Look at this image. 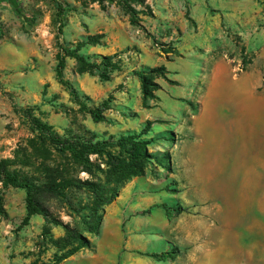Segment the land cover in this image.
<instances>
[{
    "label": "rangeland",
    "instance_id": "obj_1",
    "mask_svg": "<svg viewBox=\"0 0 264 264\" xmlns=\"http://www.w3.org/2000/svg\"><path fill=\"white\" fill-rule=\"evenodd\" d=\"M150 1L151 5L146 0L145 6H137L142 13L136 27L150 40L156 54L178 56L176 40L165 39L169 32L162 30L157 35L149 24L172 22L165 17L167 4H173L176 15L192 21L189 6L193 0H168L165 4V0ZM243 1L240 11H230V20L224 17L226 12L210 9L212 16L220 13L222 31L218 41L236 72L244 67L246 71L261 68L247 37L240 33L264 27V0ZM56 2L74 8L67 13L66 26L73 19L87 18L92 9L102 10L94 0H0V161H7L12 171L41 186L38 201L48 214L47 218L32 217L23 227L26 192L13 188L4 191L0 264H53L56 255L68 250H61L59 242L72 235H82L92 244L73 257L82 252V256L98 253L101 248L104 257L100 264H264L263 106L260 104L255 131L245 121L241 131L239 124L231 126L227 120L231 114L223 110L215 126L204 112L205 119L199 122L196 133L191 128L199 103L192 102H186L192 111L181 121L148 119L145 126L150 123V130L169 131L155 137L149 147L155 159L144 172L123 182L117 181L106 157L91 156L93 165H83L43 138L34 119L70 140L96 136L97 140L114 137L111 140L116 142L122 134L99 132V124L80 111L56 80ZM117 2L106 3L107 9L102 11L109 14L116 7L124 17ZM231 2L235 4L236 0ZM61 43L72 49L79 44L66 42L63 35ZM7 46H16V53L4 50ZM77 68V62L73 71L66 68L65 76L72 78ZM262 78L260 95L264 94V70ZM164 79L166 75L155 79L159 86L155 96L161 89L159 81ZM62 91L67 92V98L62 97ZM158 107L156 96L154 100H143L135 111L118 116L136 127L141 111L153 112ZM145 126H138V132ZM118 151L117 147L112 149L115 155ZM58 184L65 186V196L51 189V185ZM163 206L182 211L171 215ZM99 216L100 233L91 234L89 228L95 227ZM173 248L180 250L173 262L141 255Z\"/></svg>",
    "mask_w": 264,
    "mask_h": 264
},
{
    "label": "crops",
    "instance_id": "obj_2",
    "mask_svg": "<svg viewBox=\"0 0 264 264\" xmlns=\"http://www.w3.org/2000/svg\"><path fill=\"white\" fill-rule=\"evenodd\" d=\"M231 1L193 0L189 6L192 21L186 20L180 14L176 15L173 12V4L165 5L168 9L165 17L172 22L169 25L164 21L163 24L151 22L149 25L157 35L161 34L162 30L169 32L165 35V39L169 42L176 40L175 49L178 56L156 54L144 32L132 26L127 15L120 17V10L116 7L112 8L109 14L95 8L87 18L73 19L68 23L63 33L66 42L81 43L89 37H103L99 44L85 45L80 51L82 55L90 57L119 55L118 59L122 64L121 71L115 72L108 82H102L98 76L89 74L77 73L72 78L65 76L79 92L90 99L91 107L98 106L109 95H114L112 109L105 113V121L97 123L101 128L99 132H107L108 136H118L128 132H138V126H145L148 119L181 121L192 111L186 102L199 103L198 114L193 116L194 123L191 128L196 133L199 122L204 118V112L207 113L209 123L213 126L221 121L223 110L231 114L230 118H227L231 126L239 124L241 131L242 123L245 121L249 124L250 130L255 131L260 104L264 108V94H259V90L263 89L264 27L252 33L243 31L240 33L247 37L250 50L255 54L254 59L259 61L261 68L236 72L218 41L222 31L220 13H216V16L210 14V9L226 12L224 17L230 20V11H240L244 2L236 0L237 3L232 4ZM165 3H168V0L162 2ZM148 4L151 5L150 0ZM146 24L142 22L145 27ZM4 50L16 53L17 48L7 46ZM93 61L100 62V60ZM75 66L76 60L67 58L66 68L73 71ZM161 66L166 69L167 80L159 81L161 89L156 94L159 107L153 112L141 111L136 127L134 124L127 125L118 114L135 111L143 102L141 83L135 73L145 68L154 69ZM54 87L57 89V86ZM60 93L62 97H68L67 92ZM230 128L232 131H237L236 128ZM168 131V128L163 130L154 128L146 138H155ZM103 251L100 248L98 253L88 256H82L84 255L82 252L80 256L66 261L71 264H100L101 257H104Z\"/></svg>",
    "mask_w": 264,
    "mask_h": 264
},
{
    "label": "trees",
    "instance_id": "obj_3",
    "mask_svg": "<svg viewBox=\"0 0 264 264\" xmlns=\"http://www.w3.org/2000/svg\"><path fill=\"white\" fill-rule=\"evenodd\" d=\"M114 1L115 0H94L95 3L101 6L102 10L107 9L106 3L111 5ZM117 4L129 17L131 25L135 27L139 26V15L142 11L138 10L137 6H145L146 0H118ZM72 11H74V8H71L68 4H66L65 7V4L56 2V21L58 24L57 45L59 48L58 64L55 70L56 80L65 88L81 112L89 114L95 123H101L105 121V113L112 109V103L115 99L114 95H109V97L98 106L91 107L90 99L79 92L75 85L65 78L64 71L66 69V60L67 58L76 60L78 66L77 71L80 75L89 74L91 76H98L102 82L110 81L115 72L121 71V62L118 59L119 55L90 57L80 53L81 49L87 44H99L103 38L102 36L89 37L86 42L79 43L74 49L61 43L63 29L67 23V13ZM164 52L167 54L170 53L168 50ZM93 60H100V62L97 63ZM243 71H246L245 67ZM135 75L139 78L141 83L143 100L147 102L149 99L154 100L156 98L154 91L157 90L159 86L155 83V79L157 77L165 78L166 69L165 67L155 69L145 68L136 72ZM34 125L43 138L51 142L54 146L60 147V151L68 153L71 158L80 161L83 165H93L90 160L91 156L106 157L118 182H123L132 176L142 174L148 164L155 159L149 152V147L152 145L155 138H146L150 131V123L147 124L141 132H128L122 134L116 142L111 140L114 139V137H111L110 140H97L96 136H93L94 139L75 137L73 140H70L57 134L52 126L44 123L40 119H34ZM116 147L119 149L117 155L112 152V149ZM168 159L169 157H166V160ZM159 163H161V161ZM166 168L170 170L169 166ZM0 183L2 185L0 190L1 213H3L4 191L13 188L21 189L26 192L27 215L23 219V227L27 226L34 216L42 215L46 218L48 217L46 210L38 201V194L41 190V186L33 182L31 178L21 176L18 172L12 171L10 165L5 160L0 161ZM50 187L58 195L65 196V186L63 184L51 185ZM163 207L167 213L171 215H174V213L180 214L182 211L181 208ZM100 221L101 218L99 216L95 227L89 228L91 234L99 235ZM59 243L62 244V246H60V248H62L61 250H68L61 255H56V260L53 264H61L82 250L92 247L91 241L82 235L68 236ZM141 255L153 258L159 262L175 261L180 255V250L179 248H173L160 254L147 253Z\"/></svg>",
    "mask_w": 264,
    "mask_h": 264
}]
</instances>
